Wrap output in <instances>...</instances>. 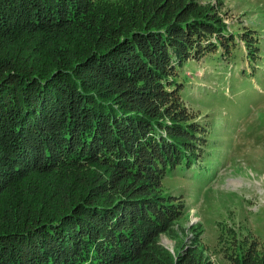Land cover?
Returning <instances> with one entry per match:
<instances>
[{"label": "trees", "instance_id": "trees-1", "mask_svg": "<svg viewBox=\"0 0 264 264\" xmlns=\"http://www.w3.org/2000/svg\"><path fill=\"white\" fill-rule=\"evenodd\" d=\"M155 3L0 0V264H53L57 259L67 264L83 250L93 261L92 249L104 252L92 246L85 235H93L96 229V242L104 243L105 250L104 258L96 264H180L155 240L156 233L167 228L173 216L169 213L156 219L167 205L162 199L150 198L147 208L140 203L130 218L131 232L122 234V228L110 226V245L104 242L106 231L104 235L88 218L96 213L98 224H106V218L102 222L99 219L114 204L93 176L95 165L115 172L118 168L133 177L138 173V169L119 162V155L112 158L109 153H93L99 147L108 148L113 138L122 139L113 131L130 128L135 137L141 120L146 131L152 129L153 133L141 140L156 148V163L167 158V148L173 158L177 155V147L167 140H176L171 135L160 144L152 140L159 138L161 129L160 118L150 108L149 95L171 92L163 88L164 75L157 66L149 70L153 64H141V60L155 55L141 49L154 32L151 27L166 23L165 15L159 20L156 12L160 4L154 7ZM173 12L175 18L183 13L181 8ZM150 75L156 77L155 89L149 86ZM177 91L182 95V90ZM113 102L123 108L119 109L122 112L136 113L138 119L124 118L122 128L114 116L116 128L111 130ZM96 136L99 143L86 148L87 140ZM139 136L144 137L142 133ZM193 161L190 157L189 165ZM167 173V177L173 175ZM124 209H118L120 219L130 211ZM139 220L142 224H134ZM69 230L73 232L67 233ZM60 236L71 239L68 249L56 248L65 257L55 253ZM156 252L161 254L159 260L154 257ZM189 262L199 263L194 258ZM258 262L264 264V255Z\"/></svg>", "mask_w": 264, "mask_h": 264}, {"label": "rangeland", "instance_id": "rangeland-1", "mask_svg": "<svg viewBox=\"0 0 264 264\" xmlns=\"http://www.w3.org/2000/svg\"><path fill=\"white\" fill-rule=\"evenodd\" d=\"M145 1H156L154 7L157 2L160 4L156 13L159 20L165 15L166 23L151 27L156 33L152 31L141 49L147 55L151 51L155 55L141 60V64H153L149 70L157 66L164 75L163 88L171 92L166 96L158 91L149 95L150 108L160 118L161 129L159 138L152 140L160 144L171 135L176 140H167L177 147L174 153L178 156L173 158L172 152L163 147L168 156L156 163V148L141 140L153 133L152 129L146 131V123L141 120L135 130L137 137L130 128L113 131L122 139L113 138L108 148L99 147L93 153H109L112 158L119 155V162L138 169V173L133 177L118 168L115 172L97 169L95 165L93 176L114 204L99 219L102 222L106 218V224H98L96 213L88 215L89 221L97 223L96 228L104 235L106 231L104 242L110 245V226L122 228V234L131 232L130 218L138 212L140 203L147 208L150 198H159L167 205L161 211L163 214L154 209L161 216L156 219L169 213L173 216L169 215L172 220L167 228L156 233L155 240L180 264H193L189 258H194L195 263L199 261L197 264H259L264 255V0ZM178 8L183 13L175 18L173 10ZM154 76L147 79L152 89ZM176 90H182V95ZM116 103L112 104L111 130L116 128L114 116L122 128L124 118L138 119L134 112L120 111L123 108ZM141 133L144 137L139 136ZM105 138L106 135L102 137ZM99 139L96 136L87 140L86 148L88 144H98ZM190 157L196 160L191 165ZM167 172L173 175L167 177ZM119 208H125L123 212L130 209L125 219H120ZM114 211L117 212L113 214ZM137 223L142 221L134 224ZM96 234L97 229L85 238L91 239L92 246L103 255L92 249L90 257L95 259L90 261L84 250L78 251L81 255L77 252L67 264H96L104 258V243L96 242ZM60 237V244L54 245L55 253L65 257L56 248L68 249L71 239ZM154 257L159 260L161 254L156 252ZM62 262L63 259H57L53 264Z\"/></svg>", "mask_w": 264, "mask_h": 264}]
</instances>
